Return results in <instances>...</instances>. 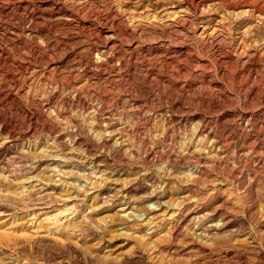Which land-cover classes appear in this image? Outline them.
<instances>
[{
  "label": "rangeland",
  "instance_id": "obj_1",
  "mask_svg": "<svg viewBox=\"0 0 264 264\" xmlns=\"http://www.w3.org/2000/svg\"><path fill=\"white\" fill-rule=\"evenodd\" d=\"M0 264H264V0H0Z\"/></svg>",
  "mask_w": 264,
  "mask_h": 264
}]
</instances>
